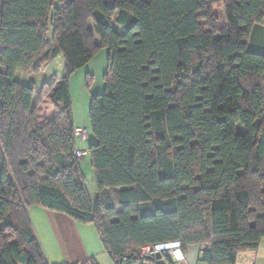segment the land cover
Here are the masks:
<instances>
[{
  "label": "trees",
  "instance_id": "1",
  "mask_svg": "<svg viewBox=\"0 0 264 264\" xmlns=\"http://www.w3.org/2000/svg\"><path fill=\"white\" fill-rule=\"evenodd\" d=\"M263 21L264 0H3L0 264H49L33 206L93 224L116 264L150 262L144 248L178 242L210 245L207 264L257 252L264 50L251 37ZM103 47L105 90L89 106L93 201L76 153L70 79ZM60 54L62 77L41 86L17 78ZM47 100L51 119L40 115Z\"/></svg>",
  "mask_w": 264,
  "mask_h": 264
},
{
  "label": "rangeland",
  "instance_id": "2",
  "mask_svg": "<svg viewBox=\"0 0 264 264\" xmlns=\"http://www.w3.org/2000/svg\"><path fill=\"white\" fill-rule=\"evenodd\" d=\"M2 0H0L1 2ZM148 1V0H147ZM213 11L217 16H223V7L220 3L213 4ZM221 25H227L226 17L219 22ZM114 26L117 31L124 32L125 29L119 26L114 21ZM52 39V30H50L47 35V40ZM109 49L100 48L94 57L82 68L78 69L70 79V89H71V99H72V109L75 120V125L79 130L77 132L78 139V154L77 156L81 160V167L83 174L86 178V184L90 192L91 198L93 201L97 198V185L95 178V170L91 164L87 148H88V139L90 135V121H89V106L91 103V98L93 94L103 93L105 90L104 74L108 70V58H109ZM65 65L66 61L62 54L53 57L50 62H48L43 70L39 74H32L31 72H19L17 78L22 82H27L29 76L32 75L38 86H41L44 82L51 81L54 77H62L65 74ZM41 108L40 115L45 119H51L55 115V108L52 103L47 100L44 102ZM83 150V151H82ZM60 213V212H58ZM61 216L67 217L70 221H74L72 218L67 216L64 213H60ZM59 214V215H60ZM62 216V217H63ZM78 223V222H76ZM80 224V223H79ZM84 225V224H82ZM63 235L67 238V241L74 242L75 250H82L81 244L82 241L79 235L75 234L73 240L71 239L70 229L62 223ZM81 243V244H80ZM264 243V242H263ZM264 245V244H263ZM78 249V250H77ZM171 252V251H170ZM261 257L264 258V248L263 252L261 251ZM109 254L105 257H100L101 264H116ZM243 261V260H242ZM240 261V262H242ZM239 262V263H240ZM183 263V262H181ZM258 264H264V259Z\"/></svg>",
  "mask_w": 264,
  "mask_h": 264
},
{
  "label": "crops",
  "instance_id": "3",
  "mask_svg": "<svg viewBox=\"0 0 264 264\" xmlns=\"http://www.w3.org/2000/svg\"><path fill=\"white\" fill-rule=\"evenodd\" d=\"M57 3L58 0H56V4ZM251 43L264 50V21L260 27H257L254 30L251 37ZM29 78H33L32 75H30ZM78 131L79 130L77 129V132ZM28 211L34 225L35 232L49 264H82L90 258L96 259L97 262L101 264L100 257L107 256L108 252L105 250L100 235L93 224L82 225L74 221H70V219L64 217L63 215L62 217L58 212L48 211L39 206H33L29 208ZM62 223L70 229L69 233L72 232V240V237L75 236V234L79 235L82 241V244L80 243L82 250L76 251L74 242L67 241V238L63 235V228L61 226ZM263 242L257 252L242 253L236 264H258L262 262L264 259L261 257V251L263 252L264 248ZM207 250H210V245L208 244L192 245L186 250H183L185 255V261H183V263H178L172 258L171 260L175 264H207L201 260L203 252ZM122 264L153 263L144 262L141 259H135L129 262L125 261Z\"/></svg>",
  "mask_w": 264,
  "mask_h": 264
},
{
  "label": "built area",
  "instance_id": "4",
  "mask_svg": "<svg viewBox=\"0 0 264 264\" xmlns=\"http://www.w3.org/2000/svg\"><path fill=\"white\" fill-rule=\"evenodd\" d=\"M87 152H88V150H87ZM76 153L78 154V152H76ZM162 247L167 248V250H165L163 253V256H164L166 261H167V258L175 259V261H177L178 263L185 261V255L183 253V250L181 249V243L180 242L167 244V245L146 247L142 250L141 255L143 258H146L147 256L155 253L157 250H160Z\"/></svg>",
  "mask_w": 264,
  "mask_h": 264
},
{
  "label": "water",
  "instance_id": "5",
  "mask_svg": "<svg viewBox=\"0 0 264 264\" xmlns=\"http://www.w3.org/2000/svg\"><path fill=\"white\" fill-rule=\"evenodd\" d=\"M167 250L166 247H162L160 250H157L155 253L146 257V260L154 263V264H169L168 261L165 260L163 253ZM123 262V260H122Z\"/></svg>",
  "mask_w": 264,
  "mask_h": 264
}]
</instances>
